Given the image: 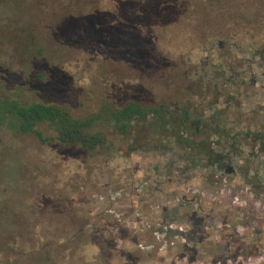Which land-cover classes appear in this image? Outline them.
Here are the masks:
<instances>
[{"label": "rangeland", "instance_id": "374dc122", "mask_svg": "<svg viewBox=\"0 0 264 264\" xmlns=\"http://www.w3.org/2000/svg\"><path fill=\"white\" fill-rule=\"evenodd\" d=\"M213 2L0 0V97L58 102L77 118L132 99L176 108L181 88L207 92L210 75L200 67L221 55L201 34L239 17L236 10L221 17L208 8ZM221 4L239 0L213 5ZM234 42L225 49L237 50ZM187 104L200 112L208 101L193 96ZM38 128L53 135L46 124ZM245 153L236 148L228 170H191L175 152L160 151L106 165L0 127V264H264V154ZM140 186L151 228L134 235L104 211L129 209ZM107 191H122L124 200L93 199ZM172 223L182 232L169 229L158 244L152 232ZM65 229L81 234L68 242Z\"/></svg>", "mask_w": 264, "mask_h": 264}, {"label": "trees", "instance_id": "16d2710c", "mask_svg": "<svg viewBox=\"0 0 264 264\" xmlns=\"http://www.w3.org/2000/svg\"><path fill=\"white\" fill-rule=\"evenodd\" d=\"M40 124L48 125L53 135L45 136L38 128ZM0 127L32 134L42 144L76 151L88 160L102 158L106 165L116 157L175 152L191 170L213 167L229 140L228 136L217 137L212 145L206 118L198 120L185 106L171 109L165 103L137 99L119 106L105 102L97 112L77 118L58 102L23 105L0 97ZM131 196L142 205L136 193ZM28 219L27 225L33 230L41 229L43 223L38 218ZM80 234L65 229V240L70 242ZM55 238L62 237L56 234Z\"/></svg>", "mask_w": 264, "mask_h": 264}, {"label": "flooded vegetation", "instance_id": "af4514ba", "mask_svg": "<svg viewBox=\"0 0 264 264\" xmlns=\"http://www.w3.org/2000/svg\"><path fill=\"white\" fill-rule=\"evenodd\" d=\"M213 1L207 4L208 8L215 9L221 17H227L233 10L239 17H227L219 30L201 34V39L212 36L211 40L222 48L218 49L220 56H207L208 63L200 67L210 75L207 92L200 94L207 97L205 111L199 112L187 104L191 97H200L197 93L190 94V89L181 88L182 103L177 106L187 107L198 120L206 118L212 145L217 137L228 136L225 153L214 160L215 167L228 170L232 152L238 147L247 150V158L264 154V0H239L235 8L228 4L213 5L216 0ZM237 27L236 33H232ZM226 41H238V49L226 50ZM232 46L235 42L228 45Z\"/></svg>", "mask_w": 264, "mask_h": 264}, {"label": "built area", "instance_id": "2783aa9c", "mask_svg": "<svg viewBox=\"0 0 264 264\" xmlns=\"http://www.w3.org/2000/svg\"><path fill=\"white\" fill-rule=\"evenodd\" d=\"M146 194V187L140 186L136 190V196L137 197H145ZM93 199L96 200L98 204H106V203H119L123 199V192L122 191H107L104 194H96L93 196ZM134 205L127 206L129 209H126V211H121L115 209V208H109L105 210L106 214H108L109 217H113L115 220V223L120 226L122 229L127 230L130 233H133L134 235H140L143 234L145 230H148L150 232L151 225L149 223V220L147 218V213L141 208L140 205H138L135 201H132ZM153 208V207H152ZM131 212H130V211ZM153 210V209H152ZM130 213V214H129ZM129 214V215H128ZM111 217V218H112ZM176 230V232H182V229H177L173 223L171 225H164L161 229V232L153 231L152 236L153 238L158 242L160 240H163L164 234L167 230L172 229ZM135 246H137L140 250H148L152 249V245H144L143 243H135ZM164 246H166V242H164Z\"/></svg>", "mask_w": 264, "mask_h": 264}]
</instances>
